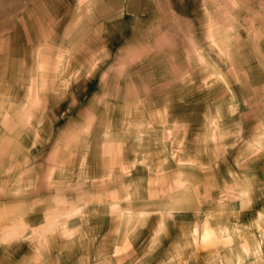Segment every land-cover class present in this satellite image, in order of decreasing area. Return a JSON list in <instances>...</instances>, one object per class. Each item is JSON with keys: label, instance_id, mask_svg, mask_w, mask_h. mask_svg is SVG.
I'll use <instances>...</instances> for the list:
<instances>
[{"label": "rangeland", "instance_id": "obj_1", "mask_svg": "<svg viewBox=\"0 0 264 264\" xmlns=\"http://www.w3.org/2000/svg\"><path fill=\"white\" fill-rule=\"evenodd\" d=\"M5 129L0 264H213L264 208V0H0Z\"/></svg>", "mask_w": 264, "mask_h": 264}, {"label": "crops", "instance_id": "obj_2", "mask_svg": "<svg viewBox=\"0 0 264 264\" xmlns=\"http://www.w3.org/2000/svg\"><path fill=\"white\" fill-rule=\"evenodd\" d=\"M10 85H13V83L8 81L7 87ZM16 125L18 126V124ZM21 137L18 135V131H9L7 129L0 131V202H8L12 198H19L21 201L28 200V197H26L28 184L20 183V185H17L16 190L14 188L9 189L8 186L9 179H12L13 165L16 162L21 163L22 168L23 158L20 155H15L13 148L14 145L21 144V141H23ZM4 148L6 150L3 152ZM26 158L28 159V156ZM24 168L27 170L35 169L36 184L34 189L36 188L37 196H43L44 192L41 189L44 182L43 166H41L40 171L34 165L30 167L25 165ZM11 185H13L12 181ZM4 186L6 188H2ZM248 196L247 194L242 195L241 202H247ZM243 218L244 220L240 222L238 227L236 226V229L233 227L229 231L228 252L223 253L224 256L222 257V251L226 249L224 247L221 248V245L216 248L217 253H214L213 264H222V262L224 264H264V208L256 209L255 213L254 211L252 213L245 211ZM218 253L219 257L216 256Z\"/></svg>", "mask_w": 264, "mask_h": 264}]
</instances>
